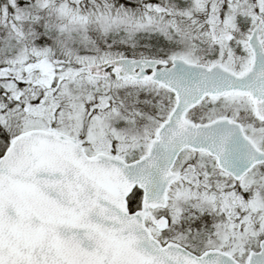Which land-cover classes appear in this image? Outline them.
Masks as SVG:
<instances>
[{"label": "snow or ice", "instance_id": "snow-or-ice-1", "mask_svg": "<svg viewBox=\"0 0 264 264\" xmlns=\"http://www.w3.org/2000/svg\"><path fill=\"white\" fill-rule=\"evenodd\" d=\"M0 264H264V0H0Z\"/></svg>", "mask_w": 264, "mask_h": 264}]
</instances>
